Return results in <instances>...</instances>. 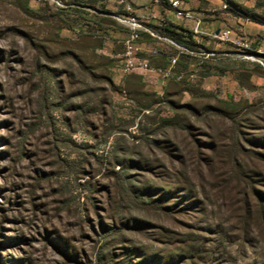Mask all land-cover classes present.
<instances>
[{
	"label": "rangeland",
	"instance_id": "1",
	"mask_svg": "<svg viewBox=\"0 0 264 264\" xmlns=\"http://www.w3.org/2000/svg\"><path fill=\"white\" fill-rule=\"evenodd\" d=\"M189 2L264 57V0ZM61 5L0 0V264H264V67L124 77L112 0Z\"/></svg>",
	"mask_w": 264,
	"mask_h": 264
},
{
	"label": "built area",
	"instance_id": "2",
	"mask_svg": "<svg viewBox=\"0 0 264 264\" xmlns=\"http://www.w3.org/2000/svg\"><path fill=\"white\" fill-rule=\"evenodd\" d=\"M57 5H61L62 0H52ZM187 0H149L146 8L140 9L136 7L133 0H112L116 13H108L107 15L114 19L117 23L127 30L126 36L120 41L121 54L120 56V70L122 74L139 70L149 75H155L162 79L174 74L176 81L184 79L185 74L174 70L177 58L179 55H187L191 57L196 66L203 65L207 60L212 59L218 55L214 50H207L203 48L204 38L207 37L212 43H231L239 48V56L245 60H250L264 67V57L261 50H255L254 54H248L252 51L249 44L241 36H235L234 32L229 28H219L218 33H205L200 29L202 24V17L195 11L185 6ZM154 8H166L171 11L173 17L179 21L190 23V31L193 37V46L187 47L177 43L168 35L161 34L154 29L151 22H158L159 18L153 11ZM219 11L227 10V5L223 4ZM214 12V11H213ZM144 37L149 38L157 45H166L171 47L176 55L168 62L166 66L152 65L148 60L141 57L142 40ZM156 51L152 49L150 54H155ZM195 73L192 72L189 78H193Z\"/></svg>",
	"mask_w": 264,
	"mask_h": 264
},
{
	"label": "crops",
	"instance_id": "3",
	"mask_svg": "<svg viewBox=\"0 0 264 264\" xmlns=\"http://www.w3.org/2000/svg\"><path fill=\"white\" fill-rule=\"evenodd\" d=\"M133 3L136 7L140 8V9H144L146 8L145 6H147L149 4V0H133ZM112 5L114 6L113 2ZM185 6L187 8L193 9V11H195L196 13L200 14L202 17V11H198L197 8H194L192 4H190L189 0L186 1ZM153 11L157 14V17L159 18L158 22H151V25L154 29L158 30L157 28H168V29H175L177 30V28H181V29H189L190 30V23L189 22H185V21H179L176 20L173 17V14L171 13V11L167 10L166 8H154ZM108 13H106L107 15ZM206 21L205 19L202 17V24L200 26V29L205 32V33H210L209 29L205 26ZM222 28V26H217L214 29L211 30V32H215L217 29ZM161 34L162 31L158 30ZM191 39L193 42V37L191 34ZM209 39V38H208ZM204 40L203 41V48L210 50L209 49V45L210 44H214L211 42V40ZM154 44V45H153ZM221 43H217L214 45H220ZM142 49L143 52L141 53V57L148 60L152 65L161 67V66H166L168 64V62L176 55V52L169 46L166 45H160V46H164L167 50H169L170 52H166L165 50H160L159 45L155 44L152 40H150L147 37H144V39L142 40ZM150 45H152L153 47L150 48L149 50H146V48ZM187 47H192V46H187ZM154 49L156 51L155 54H150V51ZM214 50V49H212ZM174 52V53H173ZM192 58L187 56V55H179L177 58V62L176 65L174 66V70L183 74H186V72L188 71H192L190 70L191 66H195V70L193 71L196 75L197 72H203L205 71V69L207 68V63L201 65V66H196L195 62L193 61V64H191L189 61L192 62ZM121 71V70H120ZM122 74V73H121ZM124 77H128V76H137L140 79L143 77H146L149 74H146L144 72H141L139 70H135V71H131L128 72L127 74H122ZM155 76V75H154ZM156 77V76H155ZM157 78H159L157 76ZM163 82H169L171 80H175L174 78V74L169 75L167 78L162 79L160 78ZM176 81V80H175Z\"/></svg>",
	"mask_w": 264,
	"mask_h": 264
},
{
	"label": "trees",
	"instance_id": "4",
	"mask_svg": "<svg viewBox=\"0 0 264 264\" xmlns=\"http://www.w3.org/2000/svg\"><path fill=\"white\" fill-rule=\"evenodd\" d=\"M111 11H105V13H116ZM75 14L77 17V20H73L71 25L81 28L83 33L85 35H100L102 32V26L101 22L102 19L98 16H91L89 14H86L84 12L75 10ZM158 30L162 31V34L168 35L171 38H173L177 43L182 44L184 46H193V42L191 39V31L189 29H168V28H157ZM208 38L205 37L204 40H207ZM210 40V39H208Z\"/></svg>",
	"mask_w": 264,
	"mask_h": 264
},
{
	"label": "water",
	"instance_id": "5",
	"mask_svg": "<svg viewBox=\"0 0 264 264\" xmlns=\"http://www.w3.org/2000/svg\"><path fill=\"white\" fill-rule=\"evenodd\" d=\"M216 34L218 33V30H216V32H215Z\"/></svg>",
	"mask_w": 264,
	"mask_h": 264
}]
</instances>
